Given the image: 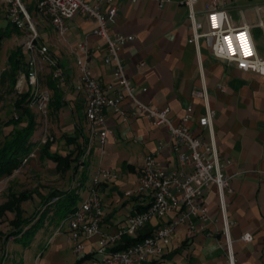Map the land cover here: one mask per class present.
<instances>
[{
    "label": "crops",
    "instance_id": "1",
    "mask_svg": "<svg viewBox=\"0 0 264 264\" xmlns=\"http://www.w3.org/2000/svg\"><path fill=\"white\" fill-rule=\"evenodd\" d=\"M104 1L106 7L107 0ZM183 2L172 0L160 8L156 0L136 3L113 0L117 12L110 23V32L135 36L121 51V59L137 97L153 107L169 108L175 125L181 123L191 108L192 118L186 126L204 141H208V132L198 125L204 107L192 92L206 89L216 113L214 135L219 154L227 162L224 172L231 177L232 193L224 197L223 213L217 188L210 185L200 199L208 210V220L192 219L196 232L191 236L186 224L178 225L162 257L145 264H227L225 221L236 264H264V76L238 70L232 63L213 58L203 40L198 51L190 45L188 9ZM208 2L197 0L194 6L201 22ZM218 8L228 14L233 28L249 27L256 54L264 62V0H218ZM43 21L47 26L40 35L41 44L63 73L59 88L64 106L56 112L57 125L52 126L63 146L59 151L62 154L74 148L65 144V137H75L86 147L89 141L85 97L76 69V59L81 56L77 46L86 42L94 51L88 64L93 77L102 84L113 81V68L103 63L105 44L92 34L94 22L78 14L67 22L69 30L59 38L50 22ZM123 107L130 108L128 104ZM105 114L108 142L102 150L92 145L83 168L98 158V168L118 175L114 182L100 186L103 211L100 231L113 234L125 225L128 216L139 213L152 201L149 194L136 193L145 156L156 154L158 165L167 171L176 168V159L166 127L155 126L143 116L124 122L111 109ZM176 215L153 219L130 238L152 234ZM50 219L27 249L14 245L19 251L18 262L88 264L98 237L84 240V251L78 255L68 242L67 222ZM245 233L252 235L251 242L241 241Z\"/></svg>",
    "mask_w": 264,
    "mask_h": 264
},
{
    "label": "built area",
    "instance_id": "2",
    "mask_svg": "<svg viewBox=\"0 0 264 264\" xmlns=\"http://www.w3.org/2000/svg\"><path fill=\"white\" fill-rule=\"evenodd\" d=\"M127 1L136 3L138 0ZM156 1L162 8L172 0ZM36 2L38 14L43 20L50 22L59 38L64 37L68 32L67 22L78 14L94 22L92 34L103 40L105 44L103 63L113 68V81L107 85L102 84L93 77L88 64V59L94 51L86 42L77 46L81 56L76 59V69L79 88L85 97V118L89 124V141L80 168H83L93 144L102 150L108 142L109 130L105 114L108 109L124 122L143 116L155 126L166 127L171 138V152L176 159V168L167 171L158 165L156 154L145 156L136 193L149 194L152 201L145 211L128 216L125 225L113 234H102L100 231L103 215L100 186L114 182L118 179V175L99 166L86 199L62 221V224L67 222L69 227L68 242L79 255L84 251V240L98 237L94 256L88 264H145L150 260H157L164 254L178 225L186 224L188 235L191 236L196 232L192 219L208 220V210L200 204V199L210 185L217 188L223 213L225 212L224 197L232 193L231 177L224 172L227 162L222 160L215 140L213 120L216 113L210 106L206 89L193 91L192 95L201 99L203 103L204 113L198 119V125L207 130L208 141L202 140L186 126L192 118L191 108H188L181 123L175 125L170 117L169 108L153 107L137 97L136 89L127 78L121 59V51L135 40V36L110 32V23L114 21L117 12L113 0H107L106 7L104 0H36ZM7 3L11 23L20 31L28 29L31 37L23 47L28 53V73L23 75L18 85L20 86L22 82L27 84L31 94L28 106L37 108L40 116L46 118L50 93L40 86L39 73L43 66L47 65L57 87H60L63 82L62 70L57 61L49 56L46 47L35 44L37 34L23 0H7ZM196 3L197 0L183 2L188 9L190 23L188 43L198 51L200 41L203 40L213 58L232 63L238 70L264 76V62L256 54L249 27L233 28L228 14L218 8V0H209L204 22H201L194 10ZM245 46L250 51V55H245ZM123 104H128L130 108H124ZM47 138L44 132L41 142L44 143ZM160 147L158 146L157 149L159 150ZM26 160L23 162L25 163ZM171 213L177 215L151 235L122 250L112 251L124 237L135 236L153 219L162 220ZM223 234L227 238V264H236L227 221ZM241 241L251 242L252 235L245 233Z\"/></svg>",
    "mask_w": 264,
    "mask_h": 264
},
{
    "label": "trees",
    "instance_id": "3",
    "mask_svg": "<svg viewBox=\"0 0 264 264\" xmlns=\"http://www.w3.org/2000/svg\"><path fill=\"white\" fill-rule=\"evenodd\" d=\"M12 29L18 31L14 24H11L6 29L0 30V47L2 40ZM27 61L28 53L23 47H17L11 50L7 57L8 69L1 74L0 82L4 84L8 82L10 89H14L19 80V76L22 73L24 75L28 73ZM39 83L42 88L47 89L50 93V101L47 109L48 113L50 112V116L52 115L51 117L56 118V112L64 106L63 94L60 88L57 87L56 81L52 78L47 65H44L39 73ZM30 97L29 89L19 94L14 105L18 116L11 118L0 127V138L2 136L0 140V182L11 176L22 165L28 162L31 163L34 159L28 158L22 164V160L29 154L31 149L39 144L33 141V137L38 133L40 134L43 129L39 118L40 116H36L32 108L28 106ZM3 128H10V130L4 134ZM47 137L44 143L39 144L38 158L47 160L53 164L54 170L58 175L64 176L67 174L66 176L70 178V184L67 188H54L49 190L48 193L42 194L41 203L43 208L28 217H25V212L20 205L30 200L32 195L27 192L8 194L6 202L0 205V213L12 211L14 212L15 218L10 221L12 227L10 233L4 235L0 232V250L3 254L5 252V242L9 237H14V244L21 245L23 249H27L33 242L36 233L45 224L46 217L48 220L51 218L50 220L58 219L62 222L76 208L75 201L78 193L75 188L77 185L75 177L80 171L86 145L85 143L80 145L75 137H65V144L68 146L73 145L74 148L72 150H66L65 153L61 154L59 152L61 147L58 149L54 146L60 144V139L53 131H50ZM147 208L148 206L140 212L145 211ZM149 235L139 236L135 239L126 236L112 251L122 250L126 246L138 242ZM16 264H23V262L21 260Z\"/></svg>",
    "mask_w": 264,
    "mask_h": 264
},
{
    "label": "rangeland",
    "instance_id": "4",
    "mask_svg": "<svg viewBox=\"0 0 264 264\" xmlns=\"http://www.w3.org/2000/svg\"><path fill=\"white\" fill-rule=\"evenodd\" d=\"M28 13L31 17V21L35 28L37 34V40L35 44L37 46L45 47L41 44L40 35L42 30L45 29L47 24L43 21L42 16L37 12V2L36 0H23ZM8 3L7 0H0V30L10 27L12 24L8 17ZM30 31H16L11 30L2 40L0 47V76L1 74L8 69L7 67V57L11 50H14L17 47H24L25 43L30 40ZM44 71V70H43ZM24 73L19 76V80L23 78ZM18 80V81H19ZM28 90L27 84L22 82L20 86L18 82L14 89H10L8 82L5 84L0 82V127L3 126L11 118H16L18 113L16 112L14 105L18 99L19 94L24 93ZM45 90V88H43ZM33 113L36 116H40L37 108H32ZM39 114V115H37ZM52 116V115H51ZM50 116V112L47 113L46 118L39 117L41 125L43 127L41 133L33 137V141L41 144L43 133L46 132L47 136L50 131H52V126L57 125L56 118ZM10 128H3L4 134L7 133ZM40 136V138H39ZM2 139V136L0 140ZM56 141V139H55ZM34 146L29 154L22 160L29 158H34L32 162H28L25 165H22L20 169L14 171V173L5 178L0 182V205H2L7 200V196L10 193H21L27 192L32 195V198L20 205L22 210L25 212V217L32 215L33 213L38 212L42 209L41 195L48 193L49 190L57 188L64 189L67 188L70 184V178L66 175L60 176L54 170V165L48 162L47 160L39 159L38 152L40 146ZM58 149L63 146L60 144L54 145ZM55 148V147H53ZM54 150V149H53ZM32 156V157H30ZM24 164V162H22ZM99 160L93 159L90 162L86 163V167L82 168L77 173L75 186L78 196L75 201V205L80 206L82 202L86 199L89 189L91 188V183L96 176ZM79 183V184H78ZM72 188V187H71ZM15 218L14 212L5 211L0 213V232L8 234L12 231L10 221ZM48 222L46 217L45 222ZM1 244V242H0ZM14 237H9L5 242V252L0 250V264H16L18 263L19 254L16 247L14 246ZM1 257L2 260H1Z\"/></svg>",
    "mask_w": 264,
    "mask_h": 264
},
{
    "label": "snow or ice",
    "instance_id": "5",
    "mask_svg": "<svg viewBox=\"0 0 264 264\" xmlns=\"http://www.w3.org/2000/svg\"><path fill=\"white\" fill-rule=\"evenodd\" d=\"M242 40H243V37H242ZM251 53H250V51L248 50V48L245 46V55L247 56V55H250Z\"/></svg>",
    "mask_w": 264,
    "mask_h": 264
}]
</instances>
